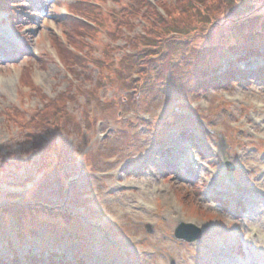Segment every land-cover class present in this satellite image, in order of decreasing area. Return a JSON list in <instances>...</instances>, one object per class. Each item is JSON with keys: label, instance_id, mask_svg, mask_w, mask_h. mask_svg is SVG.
I'll list each match as a JSON object with an SVG mask.
<instances>
[{"label": "rangeland", "instance_id": "374dc122", "mask_svg": "<svg viewBox=\"0 0 264 264\" xmlns=\"http://www.w3.org/2000/svg\"><path fill=\"white\" fill-rule=\"evenodd\" d=\"M144 1L0 2V256L16 248L14 235L32 231L19 255L41 248L81 264H264V0L256 11L247 0L229 7L227 16L245 22L234 29L206 24L207 0L194 17L182 0ZM174 31L189 37L186 47L172 43ZM159 36L163 59L142 74L135 44ZM251 48L259 56L235 61ZM211 61L248 72L246 82L192 93V73ZM62 97L57 120L33 121ZM38 134L50 149L36 150ZM181 222L201 239H176Z\"/></svg>", "mask_w": 264, "mask_h": 264}, {"label": "trees", "instance_id": "16d2710c", "mask_svg": "<svg viewBox=\"0 0 264 264\" xmlns=\"http://www.w3.org/2000/svg\"><path fill=\"white\" fill-rule=\"evenodd\" d=\"M4 1V0H3ZM143 5H148L146 1L140 0ZM197 1H204V0H182L184 2L183 4V12L185 14L190 15L191 17H194V10H198L197 6L199 3ZM208 2L205 3L206 7L204 10L210 12L208 13L209 19H206V24L210 25H219L222 22H225L224 24H231L229 26H234V28L239 27L240 25H243L245 22L242 23V19L240 18H231L229 19L227 16V10L229 7L234 6L237 4L240 0H207ZM249 3L252 4V7L255 3L258 4V2L262 3V0H247ZM2 2V0H0ZM200 5V4H199ZM1 6V3H0ZM212 9V11H211ZM253 11H256L258 7H253ZM214 10V11H213ZM126 13H129L128 10H125ZM199 13L202 15L204 12L202 10H199ZM250 13V12H249ZM247 13V14H249ZM246 16V15H245ZM154 20H158V17H154ZM163 16H160V20L164 22ZM250 19V17L247 18V20ZM219 22V24L217 23ZM159 23H155L154 25L157 26ZM201 24L203 25V21L201 20ZM128 25V23H127ZM152 31V30H151ZM173 34L179 35L180 39H174L172 40V43L182 45L183 47L187 45V39L189 37H186L184 39L183 33L180 31H174ZM157 38V37H156ZM160 39L157 42H143L144 45H140L139 42L135 44V51L133 55L131 56L132 63L136 65L140 69V73H144V70L147 67V62L150 59H163V50H164V44L167 39L161 40L160 36L158 37ZM143 41L142 37L140 38V41ZM139 46V47H138ZM142 46V47H141ZM234 46V45H233ZM163 47V48H162ZM162 48L161 52H158L157 50ZM214 48H207L206 53L211 51ZM232 49V47H230ZM203 48V50H205ZM252 49V48H251ZM246 55L238 56L236 59L238 61H243L248 58L249 55H256L258 52L256 50H251ZM169 49L166 48V51ZM259 55V54H258ZM202 59L205 60L206 55H201ZM143 60V61H142ZM143 62V63H141ZM216 62V61H215ZM215 62H206L204 65L198 64L195 68V72L192 73L193 83L191 85V92L195 94H199L201 92H208L209 90L212 91H219V90H225L230 87H233L238 84L239 81H244L245 76L248 75L247 73H242L241 70H237L235 66H233L231 63L229 67L224 68L220 70L216 65ZM217 64V63H216ZM264 69V68H263ZM209 75V77H208ZM64 98H60L59 104L56 105L55 103H51L49 107H46L45 111H41L36 119L33 121H38L39 125L45 124L48 122L47 120L49 118L53 117V120H57L64 110L65 106V100L62 101ZM33 144L37 148L36 150H40L41 148L50 149V143L48 144L45 139H43L40 134L36 135L34 139H32ZM40 210V209H37ZM14 254V253H13ZM11 264H19L17 258L15 255L12 257ZM45 258V260L43 259ZM23 263L24 264H62L60 255L55 251H47L45 254H43L41 251L38 252H32L28 251L27 253H24L23 256ZM0 264H9L6 259L0 256Z\"/></svg>", "mask_w": 264, "mask_h": 264}, {"label": "water", "instance_id": "95a60500", "mask_svg": "<svg viewBox=\"0 0 264 264\" xmlns=\"http://www.w3.org/2000/svg\"><path fill=\"white\" fill-rule=\"evenodd\" d=\"M187 229H192L190 225L180 224L175 231V236L182 240L192 241L196 238H199L200 233L198 230L193 229L194 233H189Z\"/></svg>", "mask_w": 264, "mask_h": 264}, {"label": "bare ground", "instance_id": "6f19581e", "mask_svg": "<svg viewBox=\"0 0 264 264\" xmlns=\"http://www.w3.org/2000/svg\"><path fill=\"white\" fill-rule=\"evenodd\" d=\"M142 207H144V208H149L148 207V204L146 203V202H144V203H142V204H140ZM263 257V256H262ZM169 264H171L170 262H169Z\"/></svg>", "mask_w": 264, "mask_h": 264}]
</instances>
